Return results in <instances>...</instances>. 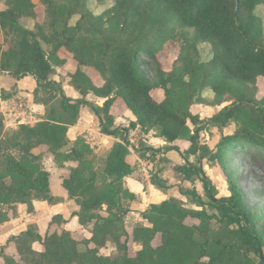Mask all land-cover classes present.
Instances as JSON below:
<instances>
[{
	"label": "trees",
	"instance_id": "trees-1",
	"mask_svg": "<svg viewBox=\"0 0 264 264\" xmlns=\"http://www.w3.org/2000/svg\"><path fill=\"white\" fill-rule=\"evenodd\" d=\"M0 2V72L15 80L33 78L34 102L46 109L39 123L17 130H6L0 114V228L18 217L19 206L31 214L34 201L58 202L44 167L49 154L60 169L76 164L63 186L79 206L72 217L91 234L77 239L57 215L45 236L30 225L10 238L0 248V264H264V239L240 187L228 176L230 196L218 198L203 165L210 162L225 171L229 153L239 147L264 154V95L259 88L264 25L256 14L264 0H112L99 15L90 10L91 0H40L42 21L34 0ZM202 45L211 47L208 61L202 60ZM63 52L77 64L66 77L81 99L67 97L63 83L53 79L67 63L60 58ZM172 53L177 59L167 71L161 61ZM146 60L153 64L152 81ZM88 69L100 76L102 86L93 83ZM206 90L212 100L205 99ZM156 91L163 94L161 102L153 96ZM90 95L104 99L103 106L92 103ZM5 98L0 90V102ZM117 101L136 118L129 128L115 124ZM195 104L211 107L212 118L205 121L193 113ZM87 107L98 118L101 133L121 141L104 155L101 172L95 169L92 148L68 139ZM138 128L144 135L155 132L169 145L165 151L179 152L186 162L172 167L176 184L168 185L158 173L151 184L163 193L176 187L196 209L175 198L151 205L141 215L148 225H136L130 233L124 202L136 198L124 181L137 168L129 162L131 150L151 162L162 152L145 144L132 147L129 133ZM214 129L220 141L212 149L202 143L201 134L214 136ZM176 142L189 147L180 152ZM131 243L140 248L134 254ZM37 244L42 250L35 249ZM109 246L114 251L106 256L102 252Z\"/></svg>",
	"mask_w": 264,
	"mask_h": 264
},
{
	"label": "crops",
	"instance_id": "crops-1",
	"mask_svg": "<svg viewBox=\"0 0 264 264\" xmlns=\"http://www.w3.org/2000/svg\"><path fill=\"white\" fill-rule=\"evenodd\" d=\"M3 8L4 5L3 3H1L0 10H2ZM60 58L66 59L67 63L64 66V68L58 69L57 74L56 76L53 77V79L56 80L57 82L63 83L64 90L66 93L70 94L68 92V89H70L71 91L70 96H72V99L74 100L81 99L79 93L75 90L74 87L71 86L68 78L66 77L67 73H72L76 70V66H77L76 62H74L72 60V57L65 52L60 53ZM87 74L89 75V77L92 79L93 83L96 86L99 87L103 85L102 79L93 69H88ZM35 88H36V82L31 77H27L22 80H15L8 74L0 72V90L4 91L7 96V98L3 99L0 102V114L3 116L6 130H17L18 127H20L21 125L34 126L37 123H39L41 119L45 116L46 114L45 107L42 105H38L34 102L33 93L35 91ZM10 89H14V91L11 93L15 95L14 96L15 98L10 96L9 95L10 93H6V91H9ZM153 96L154 98L156 97L157 101L159 102L163 100V94L159 91L154 92ZM16 99L23 100L17 102L18 105H20L18 109L16 107L17 106ZM88 99L92 103L95 102L94 104L100 107H102L103 103L105 102L104 99L97 98L94 95H90ZM112 114L115 117V124L117 127L123 126L125 128L127 125L124 122H129V124H131L132 122H136V118L134 117V115L121 103V101L116 102V104L112 108ZM134 132L142 134L139 128L136 129ZM82 135L84 136L83 137L84 139L88 140L86 144L91 146L95 154L103 153V151H101L103 150V144H104V148H107V146L109 147L111 144L112 147L108 149L109 152L116 143L121 142L119 139L108 137L101 133L99 128V120L91 111V109H89L88 107L84 109L82 117L80 118L78 123L74 127H70L68 131V139L70 140L71 143H74ZM142 135L146 138L144 142L147 143L148 147H152L156 150H162L165 153L163 148H166L169 145L163 139H160L155 132H151L149 135H144V134ZM91 142L94 143L91 144ZM180 143L187 144L185 142H176L173 146L180 147V145H178ZM94 146H96V148ZM132 147L138 149V147L134 145H132ZM186 149L188 148L185 147V150ZM185 150L184 148H182V152H184ZM41 151H42L41 148L36 149L34 153L40 154ZM131 153L132 154L129 157V162L132 165H137L136 166L137 168L130 177H127L125 179L124 186L130 193L134 194L136 198L134 201L136 202L139 201L143 204H146L145 203L147 202L146 200L150 199L151 201H156L153 202L154 204L152 205H157L172 198H175L177 200L182 201L186 208L196 209L192 205H186L185 202H187V200L183 201L180 198H178L176 196L177 193L176 189L170 188L171 190H168V192L163 193L158 189H156L151 184L152 177L155 173H158L161 179H164L161 176V174L165 173V175L168 176V179H164V180L167 181L168 185H172V184L174 185L175 183H177L176 176L172 170V167L175 165H184L186 163L179 152L168 151L166 155L163 154L162 152L160 153L161 154L159 155L160 158L163 159L166 156L167 158L166 161H168V163L162 161L163 163H165L163 166H166L164 170H162L163 172H160L158 170L156 172L154 171L150 172L156 160L153 162L148 160H141L133 149L131 150ZM49 158L51 162H53V157L49 154H45L44 163ZM176 158L179 159L175 160ZM194 159L195 158L192 157L190 159V162L195 163L196 161ZM68 164L70 163H67L66 168L64 169H60L58 167L55 168L56 172L59 171V173H56L58 175L57 177L55 176L56 174L52 173L51 170L47 169V171L51 175L50 177L51 194L55 199L58 200V202L56 204L50 205L44 201H34L33 203L34 211L31 214L28 213V209L26 206H19L18 217L12 219L9 223H7L6 225L0 228V248L6 245L10 238L16 237L21 233H23L24 231H26L30 225H35L38 229V233L42 236H45V234L49 230V226L50 223L52 222V219L57 215L63 216L64 220L67 222L64 226L66 230L74 233V231L84 229L80 226L78 219L72 217V212L78 211V206L76 204V207L73 208L74 203L76 202L70 199L68 192L63 186V181L69 178L70 168L72 167V166L70 167V165ZM163 166H161L159 170H161ZM149 206L151 205H148V207ZM148 209L141 211L139 209L131 208L126 219L129 220L133 214L137 216L136 218H139V214L141 217V215ZM143 222L146 221L140 218V220L136 221L135 224H142ZM36 246H39V250L36 249ZM36 246H35L36 250L38 251L42 250V247L39 244H37Z\"/></svg>",
	"mask_w": 264,
	"mask_h": 264
},
{
	"label": "rangeland",
	"instance_id": "rangeland-1",
	"mask_svg": "<svg viewBox=\"0 0 264 264\" xmlns=\"http://www.w3.org/2000/svg\"><path fill=\"white\" fill-rule=\"evenodd\" d=\"M34 2L38 5V7L36 9L37 18L39 21H42L43 20V7L40 4V0H34ZM0 4H1V2H0ZM112 5H113L112 0H104L103 3L100 2L99 0H91L90 10L94 14L99 15ZM256 14L260 17V19L262 20L263 25H264V7L263 6L258 7L256 9ZM77 20H78V17H75L72 21V24H74ZM31 26H32V24H31ZM199 49H200V54H201L202 60L208 61L211 58V53H212L211 47L206 46V45H202L199 47ZM176 59H177V53H172L169 59H163L161 61L163 68L167 71H170L172 69L173 63ZM140 60L145 61L143 58H141ZM146 61L150 62L149 60H146ZM145 72H146L147 78L150 81H152L155 78V72H154L152 63H151V67L145 68ZM259 88H260V95H264V79H262V78L259 80ZM13 91H14V89H10L9 91H6V93H10L9 95L14 97L15 95L13 93H11ZM68 92L71 94L70 89H68ZM70 94L66 93L67 97L72 99V96H70ZM204 97L207 100H212L213 94L209 90H206L204 93ZM18 101H23V100L22 99H16L17 109L20 107V105H18V103H17ZM93 103H95V102H93ZM192 112L200 115L201 119L206 121V120L212 118L214 110L206 104H195L192 107ZM124 123L128 126V127L126 126L125 128L130 127L129 122H124ZM121 128H124V127L121 126ZM134 131L135 130H132L129 133V140L131 143H134L132 145H134L138 148H140L142 146V144L147 145V143L144 142L146 138L142 134H139L137 132L135 133ZM232 131L233 130L227 132V134L232 133ZM212 132H213L214 136H211V134L203 132L201 134V141L203 144H208V146H210L213 149L215 147V145L220 141V134L217 135L216 129H214ZM83 137H84L83 135L80 136L79 141L82 140L83 142L86 143L88 140L84 139ZM93 143L94 142H91V144H93ZM178 145H180V147H178V146H176V147H178V149H180V152H182V148H184V150H185V147H187V148L189 147L188 144L180 143ZM96 146H97V144H96ZM96 146H94V147L96 148ZM111 147L112 146L110 144L109 147L107 146V148H104V144H103V150H101V151H103V153L102 154H96V158H95V169H96V171L101 172L104 169V166H105V164H104L105 156L104 155L108 152V149H110ZM100 149H102V148H100ZM163 149L165 151V148H163ZM162 153L166 155L167 151H165V153L162 151ZM163 159L166 160L167 159L166 156ZM163 159L160 158V156H158L156 161L154 162V164L152 163L154 166L152 167V170H150V172H153V171L156 172L157 170L159 171L160 167L165 164L162 162ZM177 159H179V158H176L175 160H177ZM194 160L196 161V159H194ZM44 164H45L44 166H46L45 167L46 170L47 169L51 170L52 173H54V174L59 173V171H57V172L55 171L56 170L55 168H57V165L55 164L54 160H53V162H51V160L49 158L45 161ZM159 164H161V165H159ZM68 165H70V167L71 166L74 167L76 164L70 163ZM203 165H204L207 176L210 178V180L213 182L214 186L218 190V198L230 196V192L228 190V183H227V177L228 176L232 177V179L234 181H236L237 185L241 189V193L243 195V198L246 202L248 209L256 217L257 230L259 231V233L261 234V236L264 239V154H260L258 151H255L254 149H240V147H239L235 150H232V152L229 153V157L226 160L225 171L219 165H215V164L210 163V162L204 161ZM0 170H1V167H0ZM55 176L57 177L58 175L56 174ZM161 176L164 179H168V176L165 175V173H162ZM99 181L101 182L102 179H99ZM172 188L177 190L176 187H172ZM197 189H198L199 194L204 199H206L205 191H204L202 184L197 183ZM176 192H177L176 196L178 198H180L183 201L187 200L185 197H183L179 194L178 190ZM146 201H147V202H145L146 204H143L139 201L136 202L134 200H130V201L126 200L124 202V204H125L126 209H128L129 211L131 208L144 211L150 207V206L148 207V205H152V204H154L153 202H156V201H151L150 199H147ZM185 203H186V205L190 204L187 202H185ZM75 207H76V203H74L73 208H75ZM78 209H79V206H78ZM136 217L137 216L133 214L129 220L126 219V223L128 225L127 229H128V231H130V233H131L134 226L139 225V224H135L136 221H138V220H140V218H142V217H140V214H139V218H136ZM143 223H142L143 225H145V224L148 225L146 222H143ZM188 224H191L190 221L188 222ZM74 233H75L74 235L77 239H82L84 237L89 238L91 235L89 232V229H81L78 231H74ZM130 246H131L132 254H134V252H136L140 249L139 246L133 245V243H131ZM36 249L39 250V246H36ZM113 251H114V248L112 246H109L102 253L104 255L108 256V255L112 254Z\"/></svg>",
	"mask_w": 264,
	"mask_h": 264
}]
</instances>
